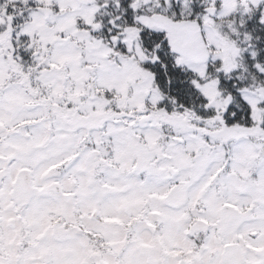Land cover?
Instances as JSON below:
<instances>
[{"label": "snow or ice", "instance_id": "obj_1", "mask_svg": "<svg viewBox=\"0 0 264 264\" xmlns=\"http://www.w3.org/2000/svg\"><path fill=\"white\" fill-rule=\"evenodd\" d=\"M0 264H264V0H0Z\"/></svg>", "mask_w": 264, "mask_h": 264}]
</instances>
